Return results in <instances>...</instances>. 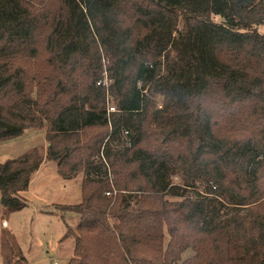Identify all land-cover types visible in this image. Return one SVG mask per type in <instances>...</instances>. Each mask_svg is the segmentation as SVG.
I'll return each mask as SVG.
<instances>
[{
  "label": "trees",
  "instance_id": "obj_1",
  "mask_svg": "<svg viewBox=\"0 0 264 264\" xmlns=\"http://www.w3.org/2000/svg\"><path fill=\"white\" fill-rule=\"evenodd\" d=\"M261 25L264 0H0V142L44 130L82 175L67 264H264ZM43 162L0 163V222ZM0 264H27L1 225Z\"/></svg>",
  "mask_w": 264,
  "mask_h": 264
},
{
  "label": "rangeland",
  "instance_id": "obj_2",
  "mask_svg": "<svg viewBox=\"0 0 264 264\" xmlns=\"http://www.w3.org/2000/svg\"><path fill=\"white\" fill-rule=\"evenodd\" d=\"M258 31L264 34V25L259 26ZM46 60L47 56L42 54L41 70L45 64L47 67ZM102 81L107 83L108 79L104 78ZM107 108H115L110 96ZM45 136L44 130L28 129L17 138L0 142V163L16 158L33 148H37L44 159L28 190L22 193L26 206L19 209H3L4 218L0 225L13 232L27 264H67L74 253V239L64 237L70 229L75 231L80 217L74 212L62 211L60 206L80 203L82 175L71 180L59 176L57 163L46 160L49 144ZM127 142L123 134L120 140L111 142V145L113 148L123 149ZM96 162L99 163V160L96 159ZM101 173L104 177L106 169L103 168ZM171 182L173 186L182 187L180 193L193 200L196 199V190L203 191L202 188L188 187V179L181 174L173 175ZM169 199L179 200L170 196ZM3 222L8 225L4 227ZM191 255L192 252L187 251L183 257L188 258Z\"/></svg>",
  "mask_w": 264,
  "mask_h": 264
},
{
  "label": "built area",
  "instance_id": "obj_3",
  "mask_svg": "<svg viewBox=\"0 0 264 264\" xmlns=\"http://www.w3.org/2000/svg\"><path fill=\"white\" fill-rule=\"evenodd\" d=\"M101 84H103L104 86H107L108 85V81H107V83L106 82H104V81H101V82H99L98 83V85H101ZM108 111L109 112H114L115 111V108H110V109H108ZM130 145V143H128V146ZM4 227H6L7 225H8V223L7 222H3V224H2Z\"/></svg>",
  "mask_w": 264,
  "mask_h": 264
},
{
  "label": "crops",
  "instance_id": "obj_4",
  "mask_svg": "<svg viewBox=\"0 0 264 264\" xmlns=\"http://www.w3.org/2000/svg\"><path fill=\"white\" fill-rule=\"evenodd\" d=\"M40 171V170H39Z\"/></svg>",
  "mask_w": 264,
  "mask_h": 264
}]
</instances>
